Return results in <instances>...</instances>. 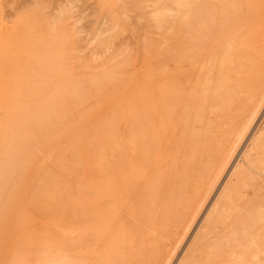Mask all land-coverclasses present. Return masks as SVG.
Wrapping results in <instances>:
<instances>
[{"label": "bare ground", "instance_id": "1", "mask_svg": "<svg viewBox=\"0 0 264 264\" xmlns=\"http://www.w3.org/2000/svg\"><path fill=\"white\" fill-rule=\"evenodd\" d=\"M176 3L178 37L172 56L164 49L163 87H144L141 104L138 94L132 96L128 118L115 120L111 132L81 153L80 140L73 143L67 151L72 156L68 164L63 154L54 155V164L39 167L29 186L21 189L18 232L26 233L20 241L25 250L23 264H170L201 208L229 171L205 220L175 262L264 264V234L259 232L264 228V119L240 160L235 158L264 107V0ZM31 18L34 23L20 19L25 30L18 31L24 36L16 41L0 31L1 74L5 63L12 65L8 79L1 75L6 84L23 82L24 88L29 87V83L37 84L33 83L36 77L43 81V68L56 72L64 68L65 42L43 33L40 11ZM1 42L6 43L5 50ZM187 63L196 75V87H179L183 79L175 82ZM261 68V83L247 87L249 70ZM171 71L177 73L174 82ZM63 79L59 85L65 88L68 84ZM62 90L64 96L66 89ZM30 118L27 122L40 133L41 118ZM11 123L27 142L33 139L21 122ZM10 130L7 124L0 130V143L5 146L0 204L7 202L11 188L4 180L21 171L20 158L28 148L22 137L13 140ZM72 170L78 174V189L68 181ZM7 220L12 219L0 215V226Z\"/></svg>", "mask_w": 264, "mask_h": 264}, {"label": "rangeland", "instance_id": "2", "mask_svg": "<svg viewBox=\"0 0 264 264\" xmlns=\"http://www.w3.org/2000/svg\"><path fill=\"white\" fill-rule=\"evenodd\" d=\"M160 1L162 4H160ZM174 1L175 3L177 2V0H0L1 33H10L11 38H13L12 40L16 41L19 35L20 37L23 35L20 34V32H24L25 30H23L22 25H20L21 23H19L20 19H32L31 17L40 11L42 16V27L40 28L42 31L43 29L45 30L43 33H50V35L54 36L56 41L59 39L63 43L65 42L64 44L67 48V50H65L67 51V56L64 55V61H66L63 64L64 68L58 72L54 70H45L43 68L45 78L43 77V81H38V77H36L33 83H37L38 85L29 83V87H25L30 90L24 88L25 83L23 82H19L20 84L16 82L17 84H14L9 81L10 83L6 84L2 81V76L5 75L6 78L10 76L11 64L5 63V65H7H4L5 70L2 71L4 74L0 72V130L4 124L9 125L11 127L12 139L17 140L18 136L20 138L22 137L26 145H28V148L26 147L27 150L22 154L23 159L20 158L21 171L4 180L11 184V188L6 196L7 202L0 204V215L6 219L12 220H7L5 225L0 226V264H23L22 258L24 257V259H26L24 256L25 250L22 244H20V241L25 239L26 233L18 232V222H20L18 221V217L22 207L19 196L22 194L21 189L24 190L29 186L30 177H32L36 171H39V167L53 165L54 163H52L51 160L56 154H63L61 158L68 164L69 157L72 156H70L71 153L69 154L67 151L72 148L73 143L75 144L77 140H80L77 146L80 153L83 152L84 147L88 145L93 146L98 137L104 136L112 131L115 120H125L128 118L129 106L133 95L138 94L137 99L139 104H141L142 96L140 91L144 87H163L164 79L162 73L165 50H169L172 56L174 52L173 45L176 43L178 37V19H176L177 21L174 20L177 18L176 16H179V11L176 5L177 3H173ZM34 11H36V13ZM31 21L34 23L33 19ZM187 21L190 22L191 18L188 17ZM43 25L46 28H44ZM61 25H63L64 28L63 26L61 27ZM163 26L164 28H159ZM55 27L58 29L61 28L62 30L64 29V32L61 29L58 30V32ZM174 28L176 30H173ZM68 31L70 32L68 33ZM56 32H58L57 35H54ZM64 33L66 35H64ZM189 35L190 33L187 36ZM61 37H63V39ZM164 39H166V41ZM147 40L150 42H147ZM162 42L165 45L162 46ZM167 42H170V44ZM4 44L6 46L5 42H1V47L5 50ZM147 47H149V49H147ZM165 47L169 48L166 49ZM155 48L158 50L156 51ZM42 49L44 50V47ZM0 51H2V48H0ZM152 51H154V53ZM3 52H0V54ZM94 56L96 58H94ZM157 57L159 58L157 59ZM154 58L155 60H153ZM187 64L188 66L186 65L187 67L182 70V75L177 78V81H175L174 78L177 73L175 74L171 71V82L175 81L180 84L181 79H183L182 85H179V87H196V75L193 73L194 70L192 66L190 67L189 63ZM261 70L262 68L255 71L249 70L247 87H257L259 83H261L263 77V71ZM105 74L108 75L105 76ZM119 75L124 77L122 78ZM60 78H64L63 80L66 85L68 84L67 87L64 88L59 85L62 83ZM97 78L99 79L97 80ZM94 82L95 84H93ZM107 82L112 83L110 84ZM2 85H17V87L5 88L2 87ZM31 85L32 87L34 86V88H30ZM40 85L42 86L40 87ZM35 86L37 87L35 88ZM172 87H174V84ZM84 88H86V91H84ZM93 88H95V90ZM62 89H66V94H64V96L60 92ZM17 92L18 96L20 92H23V96L21 97L22 94H20L19 98ZM31 92L35 94L32 95ZM45 94H47V96H45ZM14 110H18V112H14ZM261 111L257 121H255L249 132L250 136L241 144V149L239 151L241 155L238 152L237 156H239V159L237 156L235 157L237 162L240 160L249 139L257 131L264 119V107ZM54 112H56V114ZM33 116H35V118H41L43 125H40V133L38 131L36 133V126L29 125L27 122V119H31L30 117ZM56 117H58V120ZM15 120L21 122V124L25 126L24 130L28 136L31 134L30 136L33 139H31L30 142H27L26 137L22 136L20 131L12 125L11 121ZM62 123L66 124V126L62 125ZM51 130L52 132L55 131L51 133ZM32 133H36V135ZM32 135L37 137H32ZM88 141H90V143ZM4 151L5 146L3 143H0V164H2L1 159ZM236 161H234L235 164L237 163ZM50 162L51 164H49ZM229 172L217 183L213 190L215 196L212 193L209 197L210 200L208 199L201 208L183 246L173 258V263L171 262L170 264H176L182 257L190 244L189 242L194 237L193 235H195L198 231L197 229H199L200 225L205 220L208 214L206 212H209L214 201L218 197L217 195H219L218 193L221 192L222 186H224V183L228 180ZM68 175L69 183L71 182L70 184L78 189L80 187L78 184V174L72 170ZM77 196H75V198H77ZM259 232L264 234V228L259 230Z\"/></svg>", "mask_w": 264, "mask_h": 264}]
</instances>
